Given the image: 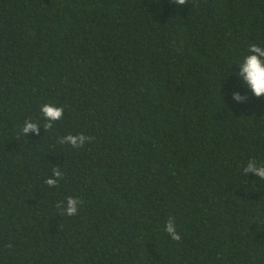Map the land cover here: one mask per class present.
Masks as SVG:
<instances>
[{
    "label": "trees",
    "instance_id": "16d2710c",
    "mask_svg": "<svg viewBox=\"0 0 264 264\" xmlns=\"http://www.w3.org/2000/svg\"><path fill=\"white\" fill-rule=\"evenodd\" d=\"M187 2L0 0V264H264V180L243 172L264 97L236 76L264 0ZM43 104L64 108L51 129Z\"/></svg>",
    "mask_w": 264,
    "mask_h": 264
},
{
    "label": "clouds",
    "instance_id": "9594fccd",
    "mask_svg": "<svg viewBox=\"0 0 264 264\" xmlns=\"http://www.w3.org/2000/svg\"><path fill=\"white\" fill-rule=\"evenodd\" d=\"M170 3H174L177 6L187 4V0H170ZM239 67V71L236 73L241 87L246 88L250 93L256 97H264V45L250 44L248 46L247 54L244 55L242 62L236 64ZM232 99L237 104L246 103L249 99L247 94H241V92H233ZM41 114L46 123L43 125L44 129H51L53 124L63 118L64 108L58 107L54 104L41 105ZM41 125L38 122L32 120H26L21 132L24 136L29 132L39 134ZM92 137L85 136L83 133L73 135L68 134L61 137L58 140L60 144H69L75 149L82 148L86 143L90 142ZM246 176L254 174L260 180H264V163H258L255 159L248 161L243 169ZM64 178L63 172L60 167H54L51 177L45 180V184L49 187L58 186V182ZM79 201L75 197L69 196L65 201L57 203L56 207L62 209V214L67 216H74L78 211ZM164 230L173 241H180L181 236L176 231V224L174 218H169L165 225Z\"/></svg>",
    "mask_w": 264,
    "mask_h": 264
}]
</instances>
